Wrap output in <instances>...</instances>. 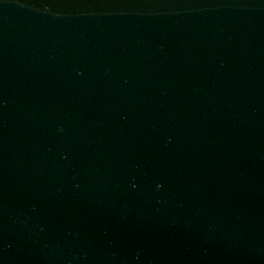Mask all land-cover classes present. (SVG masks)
Wrapping results in <instances>:
<instances>
[{
  "label": "water",
  "instance_id": "obj_1",
  "mask_svg": "<svg viewBox=\"0 0 264 264\" xmlns=\"http://www.w3.org/2000/svg\"><path fill=\"white\" fill-rule=\"evenodd\" d=\"M0 264H264V0H0Z\"/></svg>",
  "mask_w": 264,
  "mask_h": 264
}]
</instances>
